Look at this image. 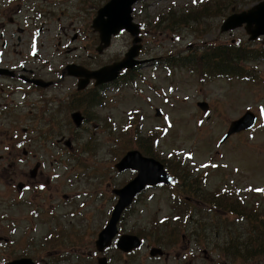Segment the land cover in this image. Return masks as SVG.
Listing matches in <instances>:
<instances>
[{
  "label": "flooded vegetation",
  "instance_id": "af4514ba",
  "mask_svg": "<svg viewBox=\"0 0 264 264\" xmlns=\"http://www.w3.org/2000/svg\"><path fill=\"white\" fill-rule=\"evenodd\" d=\"M108 1L0 0V264H191L194 259L192 231L173 241L168 236L178 233L158 231V218L150 237L141 229L132 233L140 238V247L120 251L116 239L97 247V235L116 203L113 188L109 197L93 193L95 201L108 205L105 222L94 230L66 231L64 222L56 223L65 217L57 211L61 213L67 201L66 151L73 146L67 127L79 133L76 138L85 151L88 145L94 147L93 157L97 148L114 144V120L106 113L114 82L96 85L93 79L68 74L69 65L90 73L115 62H108L112 57L106 53L114 38L102 49L92 28L97 11ZM66 17L69 26L59 23ZM74 113L82 118L79 127L72 121ZM128 173L130 180L136 176ZM172 177V190L188 186L190 196H181L192 210L193 177ZM145 190L134 199L135 205L149 191H166L162 186ZM126 214L117 224L118 240L131 234L121 226ZM87 237L92 240L84 242ZM178 243L183 244L181 255ZM152 248L164 254L152 256Z\"/></svg>",
  "mask_w": 264,
  "mask_h": 264
},
{
  "label": "rangeland",
  "instance_id": "374dc122",
  "mask_svg": "<svg viewBox=\"0 0 264 264\" xmlns=\"http://www.w3.org/2000/svg\"><path fill=\"white\" fill-rule=\"evenodd\" d=\"M194 1L140 0L134 5V22H144L147 25L141 29L140 34L142 50L139 59L145 61V64L135 71L137 76L133 82L119 81L118 86L110 92L111 101L106 113L114 120V144L106 146L102 151L97 148V155L93 157L94 147L88 145L85 151L83 141L76 138L79 133L69 126L66 129V136L73 137V146L66 151V189L63 191L67 195L66 207L61 213L57 211V214L65 217L56 222H64L66 231H71L72 228L79 231L85 227L87 231H92L96 225L105 222L103 217L107 215L103 213H106L108 205L102 200L95 201L93 193L98 191L99 194L109 197L112 188H121L130 181L128 171L117 173L114 169L115 163L127 150H138L134 140L130 139L132 130L125 133L121 130L126 126L129 111H140L144 116L140 136L144 132L154 137L164 135L159 138L156 148L153 149V158L161 163L169 159L182 160L188 171H201L192 173L194 178L203 177V189L233 190L241 197L259 200L261 206H264V62L243 65L248 79L221 77L202 82L185 69H170L169 73L163 60L164 56L186 55L189 50L208 43L223 45L240 41L253 48H260L264 45V37L248 42V36L242 28L223 34L219 32V27L225 17L231 14V9H234V12L246 10L262 0L251 4H247L250 0H236L237 4L224 12V16L202 20L196 34L189 29L177 35L159 33L154 29L159 15L170 9L185 13L194 10ZM196 1V7L205 3ZM63 22H67V26L71 23L67 17L59 20V23ZM84 22L83 20L81 24ZM75 25L78 26V22H75ZM130 45L128 34L115 37L106 52L112 57L108 62L123 59ZM67 84L70 86L71 83ZM197 102H206L208 113L199 110ZM155 109L162 113L160 118L154 116ZM247 110L258 117V127L255 126L251 132L234 135L219 146L218 141L227 131L229 124ZM135 121H139L138 115ZM156 129L158 134H155ZM52 162L53 158L50 159L51 164ZM50 170L53 171L52 165ZM203 173H207V176ZM178 202L180 201L174 198L170 191H149L127 212L121 226L131 234L142 228L150 237L152 224L156 223L157 218L158 221L168 218L167 222L180 230L179 225H175L178 221L172 220V217L179 215L183 209L182 206H177ZM190 206L195 208V212L204 208L196 203ZM90 240L92 238L87 237L84 242ZM181 247L183 244L176 248V252L179 253ZM220 257L213 253L206 257L198 249L191 264H222Z\"/></svg>",
  "mask_w": 264,
  "mask_h": 264
},
{
  "label": "trees",
  "instance_id": "16d2710c",
  "mask_svg": "<svg viewBox=\"0 0 264 264\" xmlns=\"http://www.w3.org/2000/svg\"><path fill=\"white\" fill-rule=\"evenodd\" d=\"M256 1L260 0H250L247 4ZM203 2L205 3L201 6L196 7L195 4L196 9L186 13L170 9L159 15L154 29L159 33H171L170 35H177L189 29L196 34L202 20L222 17L224 12L237 4L236 0H204ZM163 60L166 62L164 65L169 69H185L202 82L221 77L248 79L242 67L244 64L264 62V45L253 48L240 41L223 45L208 43L189 50L186 55L164 56ZM133 76L130 72H126L122 77L133 82ZM137 115L134 113L129 117L134 118ZM127 124L132 130L130 139L134 140L138 149L148 156L155 157L153 144L156 137L146 133L140 136L142 118L140 117L137 122L129 120ZM160 137L162 135L158 136V141ZM162 162L168 171L191 172L179 160L169 159ZM175 179L181 180L182 176H175ZM201 182V178H196L194 183L193 198L199 205L204 206L203 210L194 212L193 229L196 240L206 241L216 254L221 256L220 260L225 259L229 264H264V206H261V202L251 197H241L233 190L207 191L203 189L205 187ZM183 193L185 196H190L187 188H184ZM176 220L186 222L181 216Z\"/></svg>",
  "mask_w": 264,
  "mask_h": 264
},
{
  "label": "water",
  "instance_id": "95a60500",
  "mask_svg": "<svg viewBox=\"0 0 264 264\" xmlns=\"http://www.w3.org/2000/svg\"><path fill=\"white\" fill-rule=\"evenodd\" d=\"M138 1L139 0H110L97 11V15L92 21V28L99 35L102 49L107 48L110 45L111 38L123 30L133 38L132 45L125 53L123 59L96 72L90 73L74 65H69V75L74 77H86V81L88 79H94L96 85H99L113 82L122 70H132L144 64V61L136 60L141 49V39L138 36V25L133 23V18L131 16L132 6ZM242 27L249 36V42L255 41L260 36H264V1L253 5L246 11L233 13L228 16L221 24L219 32L230 33ZM86 81L80 83L78 88H84ZM197 106L205 112L208 111V105L206 103H198ZM155 116L160 117V111L157 110ZM81 119L78 113L72 115V121L76 127L81 125ZM255 121L256 117L251 112H246L241 118L231 122L228 131L220 140L219 144H222L233 134L251 129ZM115 169L118 172L134 170L137 171V175L134 180L129 182L125 187L114 191V194L118 196L119 199L114 206L107 226L98 237L97 244L101 246L107 245L115 235L116 224L121 213L131 205L134 197L140 191L146 186H157L159 184L168 185L171 181V177L166 173L160 162L153 158L143 157L138 151L126 153V155L115 164ZM139 245L140 242L137 237L127 235L122 236L117 243V246L123 250L133 249ZM158 252L161 253L154 249L151 251V255H155Z\"/></svg>",
  "mask_w": 264,
  "mask_h": 264
},
{
  "label": "snow or ice",
  "instance_id": "6c2138e0",
  "mask_svg": "<svg viewBox=\"0 0 264 264\" xmlns=\"http://www.w3.org/2000/svg\"><path fill=\"white\" fill-rule=\"evenodd\" d=\"M262 115H264V110H262Z\"/></svg>",
  "mask_w": 264,
  "mask_h": 264
}]
</instances>
